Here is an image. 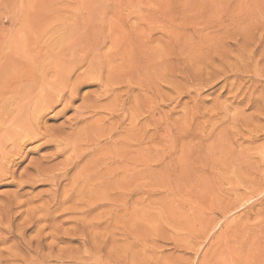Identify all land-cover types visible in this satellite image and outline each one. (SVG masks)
I'll return each mask as SVG.
<instances>
[{
    "label": "rangeland",
    "instance_id": "374dc122",
    "mask_svg": "<svg viewBox=\"0 0 264 264\" xmlns=\"http://www.w3.org/2000/svg\"><path fill=\"white\" fill-rule=\"evenodd\" d=\"M52 27L62 60L100 47L103 82L47 111L75 147L9 156L0 264H264V0H0V64H48ZM41 157L54 171H23Z\"/></svg>",
    "mask_w": 264,
    "mask_h": 264
},
{
    "label": "bare ground",
    "instance_id": "6f19581e",
    "mask_svg": "<svg viewBox=\"0 0 264 264\" xmlns=\"http://www.w3.org/2000/svg\"><path fill=\"white\" fill-rule=\"evenodd\" d=\"M64 29L65 27L57 28V29H54L52 27L45 29L44 31L41 29L39 30V33L41 32L42 35L48 38L47 39L48 44H46L47 48L46 47L45 48L48 49V51L51 54L50 56L53 57L52 60L50 58L51 61L48 64H46L47 62L44 63L45 65L39 63L40 55L38 54V51L36 52V55L30 53L31 55L29 57L26 56L29 58V60L28 61L26 60L25 63L24 62L19 63L17 61L8 59L0 64V175L1 176L7 175L8 171H5V169H11V167H9V161H8L9 156L14 151L21 150L23 147H24L23 149H25V147L27 146V142H29L30 140L37 141V140H41L42 138L46 139V141L39 146L40 149H45V150L53 145L50 143H56L57 148L53 156L58 155L59 150L60 152L63 151L61 145H65L64 150H66L71 145L75 147V145L72 142H70L69 139L65 140L64 136L66 135L64 134V131L54 132L45 127L48 121L47 117L49 116V113H47V111L54 110V108L57 105L62 104V108L59 110L57 115L64 114L67 110L72 109L74 103L78 99L82 98L83 101L89 99L90 94L87 95L81 94L82 89L86 85H90L93 83V81L95 82L96 80H99L100 84L103 82L101 80L102 79L100 75L101 70L99 68L100 67L99 63L101 62V58L98 55V49L96 48L98 47L100 49V47L98 45H95V43H89V42L83 43L81 39L80 40L81 43L79 42L80 44L78 43L77 46H79L81 52H83L84 54L86 53V55L79 58H75L74 56L72 60H62L64 59L62 57L66 56L68 52H71L72 54L76 53V50H74L75 48L73 47L68 49L63 48L65 46L64 45L65 39L69 37L68 35H66L68 31L65 32L63 31ZM61 30L65 32V33L62 32V35L58 33ZM55 34H59V37H55L56 36ZM53 35L55 36L53 37ZM57 45L58 47L56 48L55 46ZM59 49H61L60 52L58 51ZM31 50L32 48L29 49V51ZM57 51L59 52V54L56 53ZM82 67H84V70L82 72H78L75 75L77 70ZM107 79L111 81L110 78ZM113 91L114 89L107 90V92H113ZM100 95L102 96L105 94L101 93ZM90 112H95V107L93 108V110H90ZM79 114L81 116H86L87 113L80 112ZM80 115L77 118H75L76 123L72 124L71 127L79 126L81 123H83L86 120V117H81ZM85 130H86L85 128H81L76 134L75 140L77 143L79 144L83 143L82 136ZM33 152H35L34 149L25 152L24 156L27 157L29 156V154ZM53 156L51 158H53ZM45 160L46 159L44 157H41L36 162L31 161L23 171H27L29 170V168H31V166H33L35 171H39L38 176L46 177L45 175H43V171H54V168L51 165L47 164ZM69 165H72V167L68 168ZM78 165H79L78 160L76 159L71 160L70 163L67 164L66 171H77ZM11 170H12L11 176H15L17 173V169L16 171H14L15 169H11ZM24 176L25 174L21 172L20 177L23 178ZM43 178H41L40 181L41 180L43 181ZM35 179H36L35 177H28L25 180L31 185L32 183H34ZM10 212L11 210L7 211L8 213L6 214L7 217L9 216ZM4 213H5V206L0 205V222L4 221V216H2ZM35 213H36V208L35 210L32 211V214L29 215L26 214V216H32ZM10 214H11L10 216L13 217L12 213ZM46 214L49 215V213ZM35 217L36 216H34V218ZM28 219L29 220L24 219V222L30 224L33 221V224L37 222L38 225L41 223V218L40 219L37 218V221H34L32 218L31 219L28 218ZM42 228L40 227V229L38 230L39 235L36 238L33 237L34 239H31V244H33V242L35 241L37 245H41ZM7 232L11 234L13 232V229L12 228L5 229L0 226V244L9 243L8 242L10 241L9 237L6 235L3 236V234ZM19 236H21V238L25 237L24 233H22V235H18V237ZM12 238L14 237H11V239ZM31 246L30 249H32ZM62 254L59 256H62ZM43 258L44 259L42 260H40L39 258L33 263H36L38 261L41 264H47L49 259L46 257Z\"/></svg>",
    "mask_w": 264,
    "mask_h": 264
}]
</instances>
